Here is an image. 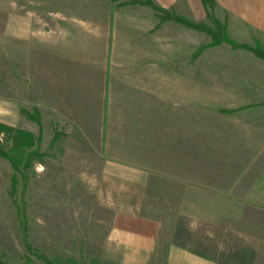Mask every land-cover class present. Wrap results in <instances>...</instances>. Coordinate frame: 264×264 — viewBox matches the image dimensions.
Segmentation results:
<instances>
[{
    "label": "rangeland",
    "instance_id": "1",
    "mask_svg": "<svg viewBox=\"0 0 264 264\" xmlns=\"http://www.w3.org/2000/svg\"><path fill=\"white\" fill-rule=\"evenodd\" d=\"M33 1L0 0V124L34 136V146L26 150L23 161L14 162L18 171L12 161L0 158V262L44 264L24 247L20 216L24 212L29 242L57 264H108L107 260L114 259L108 242L126 241L113 233L114 226H121L128 217L155 224L160 248L185 246L194 253L211 255L218 264H264V203L232 201L243 198L242 194L216 186L235 183V177L246 173L242 167L264 168V155L229 154L224 132L231 121L226 116L241 104L264 102V61L227 44L208 47L210 37L196 31L200 33V58L197 54L186 57L185 78L192 81L194 77L200 86L202 171L200 180L185 187L186 196H176L175 189L136 184L133 172L127 170L99 172L96 155L74 153L80 147H73L64 127L42 106L31 82L28 85V76L18 71L19 64L24 66L27 46L19 33ZM210 1L213 9L201 0L205 10L199 21L196 16L192 19L171 11L210 27L214 17L227 26L233 41L255 47L258 42L252 38H256L264 49V37L256 29L236 27L230 34L226 22L216 15V0ZM9 140L0 135L8 153L13 148ZM185 142L186 148L191 147ZM28 156H34L30 162L25 161ZM14 177L16 197L11 195ZM226 192L230 197H220Z\"/></svg>",
    "mask_w": 264,
    "mask_h": 264
},
{
    "label": "crops",
    "instance_id": "2",
    "mask_svg": "<svg viewBox=\"0 0 264 264\" xmlns=\"http://www.w3.org/2000/svg\"><path fill=\"white\" fill-rule=\"evenodd\" d=\"M154 2L198 21L205 10L201 0ZM216 2V15L230 34L241 27L264 37V0ZM27 11L19 33L20 41L21 36L27 41L26 59L18 71L28 76V85L73 147H80L74 153L96 155L99 172L127 170L136 184L184 196L202 171L200 86L194 77L185 78L186 57L200 58V33L174 22L160 24L147 7H120L112 0H35ZM240 106L226 116L231 119L224 126L226 148L229 154L264 155V102ZM250 110L258 114H243ZM242 170L246 173L235 183L216 186L242 194L232 201L264 203V168ZM128 218L114 226L113 233L126 241L108 242L114 256L108 264H218L185 246L160 248L155 224Z\"/></svg>",
    "mask_w": 264,
    "mask_h": 264
},
{
    "label": "trees",
    "instance_id": "3",
    "mask_svg": "<svg viewBox=\"0 0 264 264\" xmlns=\"http://www.w3.org/2000/svg\"><path fill=\"white\" fill-rule=\"evenodd\" d=\"M113 3L118 4L120 7L123 6H143L150 8L158 17L160 20V24H165L167 22H174L176 24L185 26L191 30L198 31L200 33H205L207 34L210 39L211 43L209 44L208 47H214V46H219L222 44H227L231 46L233 49L238 50H245L249 53H251L255 58L261 59L264 61V49L256 43L255 47H251L246 44H238L237 42L233 41L227 32V26L219 22L217 19L212 17L213 19V26H206L205 24H196L188 19L177 15L175 12L171 10H166L161 7H159L153 0H112ZM204 4L210 5V8L213 9V3L210 0H203ZM211 2V3H210ZM6 135L8 136L9 142L12 143V150L8 153L5 152L4 146L0 143V158H6L10 161H12V165L15 171H18V167L16 164V161L22 162L23 159L25 158V152L27 149H32L34 146V136L30 133H26L21 130H15L13 128H9L7 126H3L0 124V135ZM8 141V140H7ZM54 141L57 142V137L54 138ZM34 156H28V158L25 160L26 162H30L31 159ZM15 162V164H14ZM16 180L15 177L12 179V192L11 195L13 197H16V186H15ZM23 224V229H24V247L27 250V252L31 255L34 256L38 259H40L44 264H57L55 261L50 260L47 258L44 252L40 251L39 249L35 248L28 240V235L25 232V224L27 223L26 221V214L24 212L20 213ZM0 264H6L4 262H0Z\"/></svg>",
    "mask_w": 264,
    "mask_h": 264
}]
</instances>
